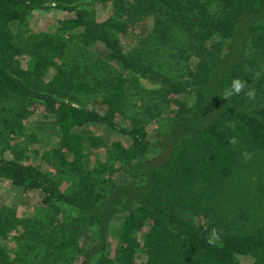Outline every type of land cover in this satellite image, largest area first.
Here are the masks:
<instances>
[{
	"label": "trees",
	"instance_id": "1",
	"mask_svg": "<svg viewBox=\"0 0 264 264\" xmlns=\"http://www.w3.org/2000/svg\"><path fill=\"white\" fill-rule=\"evenodd\" d=\"M52 11L69 16L30 29L34 13ZM263 13L264 0H0V181L39 198L31 216L0 205V264H264V18L218 77L217 113L172 134L206 115L211 75L243 19ZM147 20L124 49L119 36ZM234 79L244 87L226 97ZM35 113L58 130L45 151L25 144H36ZM163 113L159 152L140 161ZM92 124L129 144L81 132ZM119 172L127 181H114Z\"/></svg>",
	"mask_w": 264,
	"mask_h": 264
},
{
	"label": "rangeland",
	"instance_id": "2",
	"mask_svg": "<svg viewBox=\"0 0 264 264\" xmlns=\"http://www.w3.org/2000/svg\"><path fill=\"white\" fill-rule=\"evenodd\" d=\"M110 8L109 7H104V6H98L97 7V16L98 18H105L106 15L108 14ZM263 14H254L250 16H246L243 21L240 24V31L238 36L235 38V40L231 43L227 56L224 58L223 62L217 66L215 69V72L211 75L212 78L209 80L207 86L205 87V92H206V102H207V111L206 115L202 116H197L190 122H187V124H179L180 126L176 127L173 129V135H179L184 132H186L189 128H194L197 126V123L200 121H205L206 119L210 116L215 115L218 111V98H217V81L218 77L220 74L226 70V68L232 64H234L240 55L243 53L244 46H245V41L247 38V32H248V27L252 19H257V18H264ZM69 15H65L62 12H36L32 15V18L29 21V27L32 29L34 32H49L53 29L56 28L58 25V22L63 21L65 18H68ZM151 26V21L147 20L144 23H141L140 25L135 26V29L132 31H128L126 34H122L119 36V39L126 50H130L133 48L134 43H135V34L140 35L143 37L147 31L149 30ZM93 52L100 58L104 57L106 52L103 49L102 46L96 45L93 47ZM125 74V73H124ZM126 77H128L125 74ZM146 87V86H144ZM149 86L147 85L146 88ZM129 90V89H128ZM193 95H189L184 98L187 102H191L193 100ZM135 98L133 97L131 101V112L132 114L134 113L135 109ZM166 113H163L162 118L159 119L161 123H149L147 126V133H148V140L149 142L152 143L154 148H152L150 154L147 156L143 157L140 159V161H146V160H151L153 159L159 152V143L162 140V134L163 131L166 129V126L163 127L162 129L160 128V125L165 124L168 120L166 118ZM31 121H29L26 125V132L28 134H34L36 137V144H31L30 142H24L28 147H33L36 146L40 151H45L49 149L54 141L56 140L58 136V130L54 124V121L51 116L45 115V114H39L35 113ZM204 119V120H203ZM123 124H127L124 122ZM166 125V124H165ZM81 132L87 135H98L102 139H104L107 142H122L125 145L129 144V140L113 131L110 129L104 127V126H99V125H87L81 129ZM22 142V141H21ZM23 144V143H22ZM158 147V148H157ZM92 154V153H91ZM92 156V155H91ZM90 156V157H91ZM97 159L98 160H104L105 159V154L102 151H99L96 153ZM31 160L32 162L35 163V165L40 168L43 171L49 172L50 174L57 176L55 171H52V169L47 166L45 163H43L38 155H31ZM131 173V171H130ZM127 175L124 172H119L115 174L114 176V181L116 183H123L127 181ZM59 179V178H57ZM61 189H65L68 187L69 182L67 181L66 178H62L61 180ZM0 205H3L7 208H11L16 210L20 215L23 216H31L33 213V209L35 206L39 205V198L36 194L33 193H24L19 190H14L9 183L5 181H0ZM118 223V218L115 219V221L110 225L109 227V232H108V238H107V244L108 248L111 251L114 249V234L115 230L117 227Z\"/></svg>",
	"mask_w": 264,
	"mask_h": 264
},
{
	"label": "clouds",
	"instance_id": "3",
	"mask_svg": "<svg viewBox=\"0 0 264 264\" xmlns=\"http://www.w3.org/2000/svg\"><path fill=\"white\" fill-rule=\"evenodd\" d=\"M243 87H244V81H241L239 79H234L232 81L231 87L226 91L225 96L228 97V96H233V95L239 94ZM254 95H255L254 91L250 90V91L247 92V96H248L249 99L254 98ZM230 143L236 144L237 141H236L235 138H233L230 141ZM245 155L247 156L246 152H245Z\"/></svg>",
	"mask_w": 264,
	"mask_h": 264
}]
</instances>
